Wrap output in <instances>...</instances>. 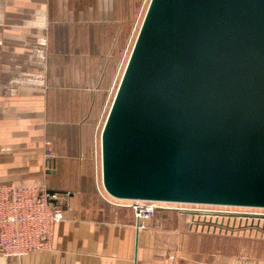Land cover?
<instances>
[{
  "label": "crops",
  "instance_id": "crops-1",
  "mask_svg": "<svg viewBox=\"0 0 264 264\" xmlns=\"http://www.w3.org/2000/svg\"><path fill=\"white\" fill-rule=\"evenodd\" d=\"M133 3L0 0V185L72 194L53 250L0 254V264H264L260 249L225 251L229 236L188 212H159L137 232L130 208L97 195L94 123L131 40Z\"/></svg>",
  "mask_w": 264,
  "mask_h": 264
},
{
  "label": "water",
  "instance_id": "water-1",
  "mask_svg": "<svg viewBox=\"0 0 264 264\" xmlns=\"http://www.w3.org/2000/svg\"><path fill=\"white\" fill-rule=\"evenodd\" d=\"M101 149L117 200L264 209V0H150Z\"/></svg>",
  "mask_w": 264,
  "mask_h": 264
},
{
  "label": "built area",
  "instance_id": "built-area-1",
  "mask_svg": "<svg viewBox=\"0 0 264 264\" xmlns=\"http://www.w3.org/2000/svg\"><path fill=\"white\" fill-rule=\"evenodd\" d=\"M98 142V141H97ZM95 144L94 157L102 162L101 142ZM46 157L55 158L52 143H46ZM104 201L116 207L130 208L135 217L137 232L148 229V223L159 212H189L195 215L225 217V211L187 209L188 205L154 201H123L111 197L99 188ZM72 194L52 192L44 186L27 184L0 185V254L11 259H21L30 254L51 251L54 248V232L66 220V209ZM232 208V207H228ZM233 215V214H232Z\"/></svg>",
  "mask_w": 264,
  "mask_h": 264
},
{
  "label": "rangeland",
  "instance_id": "rangeland-1",
  "mask_svg": "<svg viewBox=\"0 0 264 264\" xmlns=\"http://www.w3.org/2000/svg\"><path fill=\"white\" fill-rule=\"evenodd\" d=\"M150 0H134L133 3V19H132V34L131 40L127 43V48L123 53L119 67H118V77L116 82L111 88L108 96L101 99L100 104V114L97 115L94 123V145H93V156L95 152V144L98 143V147L101 142V132L106 121L107 115L111 108L113 99L117 92L120 80L122 78L123 72L125 70L126 64L130 57L131 51L133 49L134 43L136 41L138 32L140 30L141 24L145 17L146 11L148 9ZM95 159V157H94ZM95 163L94 170V182L97 195L103 201L99 193V188L102 189V167L100 160ZM97 163V164H96ZM187 209H206L213 211H225L231 215H226L225 217L216 216H205V215H195L194 213H189L193 216L197 224H205L211 228V231H219L224 235H228L229 238L225 239L222 243L223 249L229 253H236L239 251H248L249 253L260 249L261 253H264V209H249V208H217V207H199V206H186ZM233 214V215H232ZM216 228V229H214ZM219 229V230H218Z\"/></svg>",
  "mask_w": 264,
  "mask_h": 264
}]
</instances>
